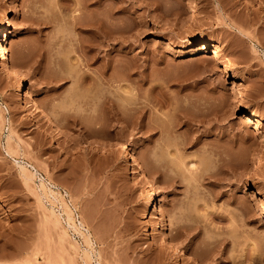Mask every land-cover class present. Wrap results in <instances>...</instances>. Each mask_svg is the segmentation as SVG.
I'll list each match as a JSON object with an SVG mask.
<instances>
[{"label":"rangeland","instance_id":"rangeland-1","mask_svg":"<svg viewBox=\"0 0 264 264\" xmlns=\"http://www.w3.org/2000/svg\"><path fill=\"white\" fill-rule=\"evenodd\" d=\"M93 2L0 0V264H264V0Z\"/></svg>","mask_w":264,"mask_h":264},{"label":"bare ground","instance_id":"bare-ground-1","mask_svg":"<svg viewBox=\"0 0 264 264\" xmlns=\"http://www.w3.org/2000/svg\"><path fill=\"white\" fill-rule=\"evenodd\" d=\"M92 1H94L93 4L99 2V0H92ZM101 23H103V22H101ZM96 25H98L97 27H99V24H96ZM92 27H94V26H92ZM100 28H102V27H100ZM12 29H13L12 23H11L8 15L5 14V16L2 19V22L0 23V67L2 69L6 70L8 74L13 76V81H14V84H15V92H17L19 96L24 97L26 99L25 100L26 103H31L32 105L36 106L37 112L40 114V118H43V119L45 118V119L50 120L51 122H53V120L48 115L45 107L41 103L37 102L33 98V96L30 95V93L25 92L21 70L18 67H16L14 64H12L9 60H7V54L9 52L10 33L12 32ZM95 32H97V31H95ZM199 42L202 44L201 45V48H202L201 52H205L206 51V47L209 45L208 39H205L204 37H201V38H199ZM210 53H215L216 54L217 50L216 49H212L209 52V54ZM256 116H257L256 111H248V112H246L243 115V118L245 120H254ZM117 152L119 154V160L123 164L128 165L135 172H137L139 177H140V179H142L144 182H146L147 185L149 186V189L146 192V196L147 197L144 200V204H145V207H146L147 214L148 215L150 214V216H152L153 218L157 219V224L155 226V231L154 232H156L157 234H161L162 238L166 239L169 242V244H170L169 248L172 251V253H174V255H175L177 260L181 259L180 258L181 256H183V257L185 256L187 258H190V256L188 254L185 255L184 251L180 250V248H176L177 246H173L174 243H173L172 239L169 237L168 232H167V225L165 223V213H164L162 207L158 206L155 203V197L153 196V194H154L153 185L150 182V179L147 176L148 174L146 173V170L144 169L142 163L138 159L134 158L128 152V150L125 147H123L122 145H120V144L117 145ZM19 166H20L21 170L24 172L25 177L27 179L32 178V175L34 176V174H33L34 172L33 173H31V172L28 173L26 171L27 167L24 164H20ZM26 174H28V175H26ZM41 186H43V187L45 186L43 182H42ZM48 189H49L48 191L50 193L54 194L55 191L53 189H51L50 187ZM44 190H45V188H44ZM66 214L68 216L67 219L72 221V216L70 215V212H66ZM79 221L81 222V220H79ZM147 232L151 235V240L155 241L156 237L153 235L152 230L150 228H148ZM86 237H87V235H86ZM86 239H89V238L87 237ZM88 243L90 244L89 241H88ZM262 246H261V248H259V251H257V252H259L261 255L264 256V254H263L264 253V244H262ZM198 264H206V263H203L200 260Z\"/></svg>","mask_w":264,"mask_h":264}]
</instances>
